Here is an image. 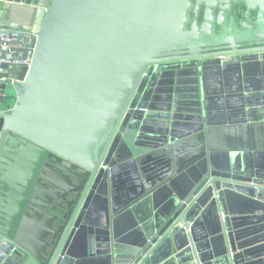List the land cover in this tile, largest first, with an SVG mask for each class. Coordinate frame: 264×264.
<instances>
[{
    "label": "water",
    "instance_id": "obj_1",
    "mask_svg": "<svg viewBox=\"0 0 264 264\" xmlns=\"http://www.w3.org/2000/svg\"><path fill=\"white\" fill-rule=\"evenodd\" d=\"M0 69V264H264V0H0Z\"/></svg>",
    "mask_w": 264,
    "mask_h": 264
},
{
    "label": "built area",
    "instance_id": "obj_2",
    "mask_svg": "<svg viewBox=\"0 0 264 264\" xmlns=\"http://www.w3.org/2000/svg\"><path fill=\"white\" fill-rule=\"evenodd\" d=\"M223 58H226L225 56H223ZM0 71H2V69H0Z\"/></svg>",
    "mask_w": 264,
    "mask_h": 264
},
{
    "label": "crops",
    "instance_id": "obj_3",
    "mask_svg": "<svg viewBox=\"0 0 264 264\" xmlns=\"http://www.w3.org/2000/svg\"><path fill=\"white\" fill-rule=\"evenodd\" d=\"M20 175H24V174H20Z\"/></svg>",
    "mask_w": 264,
    "mask_h": 264
}]
</instances>
